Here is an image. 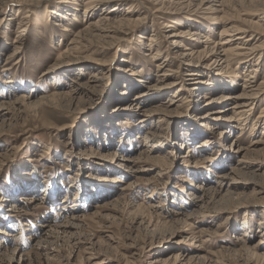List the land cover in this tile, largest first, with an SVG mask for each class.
<instances>
[{
  "label": "rangeland",
  "instance_id": "1",
  "mask_svg": "<svg viewBox=\"0 0 264 264\" xmlns=\"http://www.w3.org/2000/svg\"><path fill=\"white\" fill-rule=\"evenodd\" d=\"M71 1L0 0V231L4 232L0 264H166L164 260L178 253L186 258L221 247L238 249L235 236L244 234L245 222L243 246L263 247L264 191H258L264 187V151L248 155L239 166L241 155H232L230 145L238 140L245 147L264 138V129L257 127L253 136L246 129L237 139L238 125L231 128L223 119L214 121V111L227 109L238 99L214 105H205L202 99L205 93L216 100L222 94L240 93L252 65L239 69L234 89L194 90L192 80L185 81L188 68L177 55L179 43L193 42L180 38L171 46L164 40L168 28L161 29L158 23L154 27L156 15H150L160 4L156 0L107 1L93 20L105 17L126 35L87 37L78 52L59 59L71 40L60 25L78 33L93 21L89 17L82 21L84 7ZM261 5L262 0H245L236 7L238 13L228 12L230 19L202 21L200 28L193 22L202 16L193 8L159 21L176 22L170 23L173 33L189 24L209 30L214 42L223 26L249 29V23L258 21ZM145 16L135 28L132 21ZM154 28L160 37L150 42ZM157 50L162 55L156 58ZM202 71L205 75L199 80L209 84L225 74L219 66ZM261 72L262 77L264 62ZM92 73L96 79H90ZM73 79L88 87L73 84ZM205 83L198 86L212 88ZM68 88L82 89L80 100L61 99L60 93ZM162 90L168 93L162 95ZM140 92L143 96L134 101ZM51 95L56 97L54 104L47 101ZM173 96L180 101L168 106L165 101ZM41 99L42 105H36ZM263 107L264 100L252 120ZM144 110L150 111L151 120L140 122ZM224 129L228 133L220 137ZM188 134L193 136L190 142L184 139ZM203 141L207 147L201 148ZM145 144L165 154L163 174L157 175L156 162L142 163L145 158H138ZM124 157L132 162H123ZM129 166L138 171L129 173ZM221 182L227 187L222 189ZM210 187L219 193L212 197ZM24 197L35 202L23 201ZM68 210L78 215L74 229L61 227ZM42 225H50L45 234L40 232ZM181 231L195 241L175 237Z\"/></svg>",
  "mask_w": 264,
  "mask_h": 264
},
{
  "label": "bare ground",
  "instance_id": "2",
  "mask_svg": "<svg viewBox=\"0 0 264 264\" xmlns=\"http://www.w3.org/2000/svg\"><path fill=\"white\" fill-rule=\"evenodd\" d=\"M107 1H110V0H83V2L79 3V4L75 0H73L70 3L73 5H80L81 4L80 6L84 7V11H83L84 16H83L82 21H86L85 18H87V17H89L91 20H93V18L98 14V12L101 9H103L104 7H106ZM156 1L158 2V4L159 3L160 4L157 5V8L150 15H156V16H154V18H155V22H153L154 27H155L156 23H158V25H162L161 29L168 28L167 31L165 30L166 31L165 33L168 32V35L166 37H164V40L171 46L175 45L176 41L180 38H183L185 40H189V41L193 42V43L187 42L184 45H181V43H179L177 46L179 48L177 55L179 56L180 60L182 61V64L187 66V68H188L184 74L185 76L188 77V79L185 81L192 80L191 85H195L197 87V88L195 87L194 90L205 89L207 91H211V90L214 91V89H218V87H220V88L230 87V88L234 89V88H236L234 85V78L237 76L239 69L242 70V69L246 68L247 65H249V64L252 65L246 71V74L243 77L242 84L240 86L241 92L238 93L237 95L232 96V95L222 94L220 96L219 100H216L212 97H209L208 93H205L203 95L202 99L206 100L205 105H214V103L216 101L238 99L233 104H231V106L228 107L227 109H220V110L214 111V113L217 114V117L214 118L215 119L214 121H219V120L223 119V121H227V124H226L227 127H231V128H232L233 123L237 124L238 130L240 132V134L236 137L237 139L241 136L242 131H244L246 129H249L248 132H249L250 136H253L254 134H256L257 127L258 128L261 127L262 129H264V107L260 110V112H259V114L255 120H252V116H251L254 113V111L256 110V108L260 105V103H262L264 100V76L261 77L262 63L264 62V7H263V5H261V7H259V9H257L258 14L260 15V17L258 18V21L249 23V24H251L249 29L247 27L245 29L244 28L242 29L241 27H237V26L233 29H230V28L226 29L225 26H223V29H221L218 33V35H219L218 41L211 42L209 37H208V34L210 33V31L208 30L207 32H204V31H200V29H199L200 27H204V25L202 24V21H204V22H207V21L212 22L213 21V23H217L222 19L223 20L230 19V17L227 18V16L230 15V14H228V12L234 11V13L235 12L238 13L236 11L237 10L236 7L239 9V7L245 3V0H183L184 2H180V0H172V1L156 0ZM262 1L264 2V0H262ZM63 2H65V1H63ZM17 4L22 5V3H17ZM171 8H173L174 11H171V10H173ZM190 8H193L194 11L197 14H199V17H200V15L202 16L200 18L201 21L197 20V21L193 22V24H195L196 26L199 25L198 26L199 28H195L194 25L192 28L191 24H189V26H188V28H186V30L181 31L179 33H176V32L173 33L172 31L175 29V27H174V25L170 24V23H173L172 21L169 22V24L160 23V21H159L161 18L164 19L165 21H170L171 16L168 17L167 15H173L174 13H179L184 9H190ZM146 10L148 11L149 9H146ZM113 11H114V13L116 12V10H113ZM174 15H176V14H174ZM158 16H160V18ZM206 17H208V18H206ZM76 18L77 17L72 18L74 22L78 20ZM146 18L147 17L145 16V18L134 20V21H132V24H135L134 26H135V28H137V27H139V25L141 23L144 22L143 20ZM47 20H49V19H47ZM127 20H130V19H127ZM173 20H175V19H173ZM107 21H108V19L105 17H102V18L99 17L93 21H89L86 23L85 27L82 30H80V32H78V33H74L69 28V26H67L65 24L60 25L63 33H68L69 36L71 37V40L70 41L68 40L69 42H68V45H66L65 51L63 52V54L61 53V55H59L58 58L61 59V57H64L65 54H69L72 51H77L78 49H80L82 42L87 43L86 41L88 39L87 40L85 39L87 37H89V38H94V37H99V38L105 37V38H107L109 34H116L118 32L126 35L124 32L114 28L111 24H108ZM222 22H224V21H222ZM173 24L177 25L176 22H174ZM95 32L103 33V34H97ZM203 32H204V35H203ZM68 34H66V35H68ZM150 36H151V38L149 39L150 42H155L156 39H159L158 37H160V36H159V32H158L157 28H154L152 30V33ZM154 38H156V39H154ZM120 41H125V40L121 39ZM211 44H213V46H211ZM199 47H202V48L200 49ZM81 50L83 51V49H81ZM161 55H162V52L160 53L158 50L154 53V56L156 58L160 57ZM66 57H65V59H66ZM59 59H57V60H59ZM166 59L167 58H165L163 62H166ZM253 59H257L256 63H254V62L251 63ZM201 61H203V62L207 61V62H209V64L206 63L205 65H201L200 64ZM234 65H235V67H234ZM215 66H219L221 70L224 69L225 74H223V76H221V78L219 79V82L215 81L213 84H209L207 82L205 83V82L199 80L205 75V72H203L202 69H208V68L213 69V68H215ZM157 68L162 69L163 68L162 64L157 65ZM163 72H165V71H163ZM90 77H91L90 79H96L97 75L95 73L94 74L92 73L90 75ZM72 83L76 84L77 82L75 79H73ZM204 83L206 85H211L212 88L210 89L207 86L200 87ZM78 85H81V87H83L82 85L88 87V83H84V84L79 83ZM198 85H200V86H198ZM162 91H163L162 95L168 93V92H166V90H162ZM83 93H84L83 90L80 88H68L67 91H65L64 93H60L62 96H60V95L59 96L61 99L76 101V100H80V98H78V96H80ZM125 94L126 93H124V95ZM56 96H58V95H56ZM142 96H143V93H141V92L138 93V96L137 95L135 96L136 98L134 101L141 99ZM55 98L56 97L54 95H51V101L50 100H47V101L49 102V104H54L53 101ZM16 101L18 102V100H16ZM41 101H43V99L38 101V103H36V105H42ZM178 101H180V99L178 100L175 96H173V97H170V99H168V101H165V103H167L168 106H171V105H174ZM0 108H2V107L0 106ZM137 108H138V106H137ZM228 111L230 112V115L225 117V113ZM149 113H150L149 110H144L142 113L143 115L141 114L143 118L140 120V122L141 121L142 122L143 121H150L151 118L149 117L150 116ZM156 115H160V112L158 114V111H157ZM157 118H159V117H157ZM156 124H157V122H156ZM207 130L210 131L211 128L207 127ZM147 133L151 134V132H147ZM227 133H228V131L225 129L219 132L220 137H224V135H226ZM152 135L164 137L160 133H157V134L155 133ZM197 137H201V136L198 135ZM190 138L192 139L193 136H191L189 134L186 137H184V139L188 142L191 141ZM195 139H196V137H195ZM147 140H149V139L147 138ZM206 145H207V142L203 141L201 143L200 147L201 148L207 147ZM146 146L147 147L143 151L140 152L138 158L139 159L145 158L144 162H142V163H145V162L148 163V161H154L157 164H159L160 167L157 171V175L158 174L161 175L163 168L167 165V162H168L165 154L161 155L159 153H155L154 152L155 150L151 146L148 147V144ZM230 146H231V148H233L231 151L232 155L233 154H236L235 156L241 155V157H240L241 159H239L237 163L239 166H243L244 161L247 160L246 157L248 155L258 154V153H260V151H262V150L264 151V138L262 137L261 139L253 140V141L251 140L249 142V144H247V146H245V147L242 145H239L238 140H235ZM188 152L190 154H193L194 149H189ZM114 156H116V154L113 155V157ZM122 161L123 162H132L131 159H128L125 157L122 159ZM138 162H140V161L138 160ZM138 162H135V163L137 164ZM235 170L236 169H231V172H234ZM137 171H138V169L136 170V166L135 167L134 166L128 167V172L131 174H134ZM220 177L224 178L226 176L223 175ZM221 184H222V189L227 187V185L224 184L223 182H221ZM208 189L210 191H212V197L214 194L216 195L219 193V191L215 192L214 189H212V187H210ZM263 191H264V187L263 188L260 187V190L258 192L263 193ZM193 195H195V194H193ZM23 201H30L31 203L35 202L34 199L25 198V197H24ZM114 202L117 203L118 199L113 200V203ZM10 207H12V206H10ZM67 213H70V215L68 216V220L61 227L67 228V229H74V227L76 226V223L78 222L77 212H76V210H72V211L68 210L67 212H65V214H67ZM246 223L247 222L244 223V225H245L244 226L245 227L244 234H246L248 231V229H247L248 224H246ZM41 228L42 229L40 232L45 234L46 231L48 229H50V225H42ZM2 233H4V232L0 231V234H2ZM180 233H181L180 235H177L175 237H179V238H181L182 241H187V242H191V243H193L195 241V238L192 235L184 236V233H182V231ZM217 233H214V234H217ZM261 234L262 235L260 237L264 238V230L261 232ZM243 235L235 236V240H236L235 245H237V246L240 245V247L238 249H230L227 247H221V249L218 250L217 252H210V254H207V255L205 254V255H201V256L196 255L194 253H190V255H185L186 258H182L183 256L181 257L180 253H178L174 257L167 258L166 260H164V262L166 264H229L227 261L232 262V263H237V262L243 261L244 264H264V253H261V248L264 249V246L256 248L255 246H252L249 243L247 245L243 246V244L246 243V239ZM14 251H17V250L15 249ZM102 260L104 261V259H102Z\"/></svg>",
  "mask_w": 264,
  "mask_h": 264
}]
</instances>
